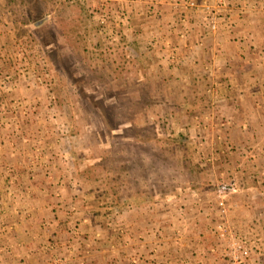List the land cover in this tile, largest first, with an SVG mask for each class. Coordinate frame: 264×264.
<instances>
[{
	"label": "rangeland",
	"instance_id": "374dc122",
	"mask_svg": "<svg viewBox=\"0 0 264 264\" xmlns=\"http://www.w3.org/2000/svg\"><path fill=\"white\" fill-rule=\"evenodd\" d=\"M96 1L100 5V0L36 1L39 17L49 7L48 17L56 15L61 19L59 41H51L47 47L29 24H24L28 12L23 0H3L10 10H0V14L14 22L16 42H11L5 55L4 62L9 63L6 70L0 68V195L10 201L9 205L0 202V264H26L24 254L29 258L45 256L43 251L37 252L42 237L39 224L43 225L44 219L38 223L40 209L36 204L45 205L48 196L67 214L66 206L73 211L78 206L79 210L121 213L108 205L106 197L130 188L126 180L132 175L128 176L126 165L134 163L133 148L145 147L150 154L161 152L156 136L165 138L158 120L166 111L172 114L170 132L182 134L184 139L178 137L184 146H170L171 152L162 142L166 158L162 154L160 164L165 161L171 172L165 170L167 176L156 180H169L172 173L183 182L190 179L187 169L198 167L202 172L199 178L206 181L207 188L187 187L183 197L194 198L208 215L196 224L188 220L173 228L170 223L173 229L168 232L172 230L174 234L164 236V245L175 242L186 248L178 257L180 264H264V168L254 164L256 148L244 154L227 142L228 138H222L220 147H216L217 143L207 139L206 128L210 130L212 123L196 122V118L182 123L175 107L170 102L163 103L168 98L190 100L196 88L209 104L219 99V90L223 91L224 86L214 81L210 83L212 92L206 91L204 69L197 71L178 59L182 55L181 43L187 40L190 30L196 28L207 35L216 32L221 22L227 23L230 0H194L198 4L195 9L184 0H123L117 6L112 5L114 0H107L102 1L101 8L94 5ZM241 1L238 0V11ZM82 2L89 9L86 17L82 15ZM204 3L213 8L211 13H203ZM165 9L166 16L160 21L159 15ZM208 15L220 20L215 30L208 25ZM194 17L200 25L191 27ZM64 32L71 36L66 37ZM19 34L27 37L19 38ZM192 44L188 43L189 50ZM192 70L197 74L198 86L189 80ZM206 109L207 106L200 112ZM117 135L126 136L123 145L114 140ZM137 139L148 144L142 145ZM148 152L140 157L154 160ZM178 165L184 171H175ZM140 173L135 172V182L148 192L154 184H148ZM225 183L233 189L223 193L218 185ZM54 184L51 194L48 186ZM218 196L226 201L224 211L216 203ZM178 202L177 198L165 197L136 207V217L140 222L145 219L144 232L147 227L154 230L160 226L158 206L165 204L173 210ZM223 221L227 234L220 236ZM71 225L78 226L76 222ZM184 236L191 241L187 243ZM240 236L246 237L249 254H239V259L234 260ZM135 254L138 253L130 256ZM130 258L133 264L142 260L141 256Z\"/></svg>",
	"mask_w": 264,
	"mask_h": 264
},
{
	"label": "crops",
	"instance_id": "0c3cea01",
	"mask_svg": "<svg viewBox=\"0 0 264 264\" xmlns=\"http://www.w3.org/2000/svg\"><path fill=\"white\" fill-rule=\"evenodd\" d=\"M102 1L107 0H100V5L96 1L97 4L94 3V5L101 8L104 6ZM114 1L112 5L117 6L122 4L123 0ZM238 3V0H230L231 12L226 15L228 21L227 23L221 22L216 32L204 35L199 32V29L190 30L187 40L181 43L182 55L178 61L193 66L197 71L200 70V67L204 69L205 75H207L206 91L212 92L210 83H214V81L224 86L223 91L219 90V99L212 100L210 104L208 102L205 113H199L195 117L196 122L204 121L214 124V126L210 125V130L206 129L208 142H215L218 144L216 147H220V140L228 138L227 142L237 147V150L241 149L244 154H249L247 149H251L252 152V148H256L254 164L263 169L264 0H242L240 12L237 7ZM6 4L2 0L0 10L9 13L8 6L10 5ZM132 8L137 10L136 6L132 5ZM164 13H167V9L159 15L160 21L164 20L163 17L166 16ZM2 18L3 20H0V46H2L0 68L6 70L9 63L8 61L4 62L5 55L16 42L14 39L15 24L10 18ZM191 22H193L190 24L191 27L200 25L195 17L191 19ZM19 35V38L27 37V35ZM201 35L203 36L201 37ZM188 43H193L190 50ZM193 73L197 75L194 71ZM220 122L225 125L222 126ZM217 135L221 137L218 138ZM247 163L250 164V162ZM50 167L56 168L53 165ZM64 179L65 182L66 178ZM41 186L44 187V185ZM55 186V184L48 186L49 193L54 192ZM53 199L48 196L45 205L36 204L40 209L38 223L44 219V224H39L38 233L42 237L39 240L37 252L42 253L43 251L45 256L29 258L28 254H24L26 255L24 261L26 264L38 262L43 264H133V258L130 257L136 256H141L142 259L138 264H180L178 257L184 253L186 248L182 245L178 246L175 242L164 245V236L174 234V231L169 230L168 232V229L178 227L179 223V225H183L184 222L191 220L196 224L197 221H204L208 215L203 208L195 203L194 198L189 200L190 198L184 196L178 199V206L173 210H168L165 204L158 206L157 218H159L160 226L154 230L147 227L144 232L145 219L140 222V219L136 217V207L118 213L116 210L108 212L99 208V210L95 208L79 210L78 206L77 210L73 211L72 208L66 206L65 208L69 210L67 214L62 205L58 206L52 203ZM0 202L3 205H9L10 201L6 195L1 194ZM65 202L71 204L67 198ZM163 203L166 202L163 201ZM166 211L173 212L168 214ZM107 220H111V223ZM61 222L64 223L57 228V223ZM73 222H76L78 226H72ZM170 223L174 224L173 228L169 225ZM210 226H206V230L210 231ZM186 231L191 235L189 230ZM48 239L54 244L50 246ZM186 239L187 243L191 241L188 237H185V241ZM134 252L138 254L130 256ZM43 257L47 258L39 259Z\"/></svg>",
	"mask_w": 264,
	"mask_h": 264
},
{
	"label": "trees",
	"instance_id": "16d2710c",
	"mask_svg": "<svg viewBox=\"0 0 264 264\" xmlns=\"http://www.w3.org/2000/svg\"><path fill=\"white\" fill-rule=\"evenodd\" d=\"M38 2V0H23V7L25 8L26 12H28V14L26 13L27 19L24 20V24L28 23L30 25V27L35 31V33L37 34V36L39 38H41L44 42L45 45H47V47H49V43L52 41L54 42H58L59 40L57 39V33L58 30L60 28L59 26V21L61 22V19H56V15L53 18L48 17L49 15V7L46 8L47 11L43 10L42 11V15L39 17V14L36 13V6H35V2ZM43 6L46 7L45 4H42ZM82 15L86 17V15H90L89 9H85L86 8V4L84 2H82ZM52 9V7L50 8ZM85 9V11H84ZM41 11V9H39ZM53 10H55L53 8ZM54 13V12H53ZM56 13V12H55ZM27 32V31H26ZM66 33V37L71 36L69 33ZM79 73V72H78ZM189 80L192 82L193 85H199V83L197 84L198 78L197 76L189 71ZM195 92H193V95L191 97L190 100H185L184 98H168V100H164V104L168 105L167 103L170 102V104H172V106L175 107L176 111H177V118L179 116V120L184 123L187 122L189 120L194 119L199 113H201L200 111L208 106V101L206 102L205 97H203L202 94H200V89L196 88L195 90H193ZM175 111V113H176ZM171 120H172V114H170L168 111H166V113H164L162 115V117H159V127L160 129L164 132V137L165 138H161L159 136H156V139L158 142H160V145L162 147L161 152L160 153H149L147 151V149L145 147H141V149H135L133 148V153L132 156L134 155L135 157H133L134 163H130L126 165V172L128 174V176L132 175L130 177V179L126 180V183L128 184L127 186H130V188H122L121 191H118L117 193L115 192L112 196H109V198L106 197V199L108 200L107 203L110 206L116 207L119 211H124V210H129L135 207L140 206L141 204H143L145 201H161L164 200L165 197H173V198H177L180 199L181 197H183L184 195V190L185 188H190L191 190H197L198 187L201 188H207V184L205 180H201L199 177L200 175H202V172L200 171V169L198 167H192L191 169H187L186 175H189L190 179H186L183 182H180L179 178H174V176L171 175L169 176V180L163 178V181L161 182L159 179H161V177H166V172L165 170H168V166H166L163 162L160 164L159 159H161V155L163 154L165 157V150L164 147L162 146L163 143H166L167 146H169L168 148L171 150L172 149L170 146H184L183 140L181 138H183L182 134H172L170 132V129L172 128L170 126L171 124ZM105 125H108L105 122ZM169 131V134H168ZM181 138H179V137ZM117 143H120L121 145H123L124 143L122 141L125 142L126 136H121L120 138L117 136H115ZM184 139V138H183ZM140 140V139H139ZM138 139L136 140V142H140ZM120 141V142H119ZM130 141V140H129ZM122 142V143H121ZM140 144L142 145H147L148 143H146V141H141ZM119 145V146H121ZM129 146V145H128ZM147 147V146H146ZM117 150H119V147L117 148ZM153 155L151 156V158H153L154 160H151L153 162L149 161H145L144 158L145 156H143L142 158L140 157L141 155ZM168 153V151L166 152ZM166 158V157H165ZM156 160V161H155ZM156 167V168H155ZM151 168H155L153 170H151ZM175 171H184L179 170V165L177 166V169ZM136 173H140L142 174V177L144 179H147V183L151 185L154 184L151 187L154 188H150L149 191L147 192L146 190H141L138 188V182H135V177H133ZM162 172V174H161ZM171 172V171H169ZM192 177V179H191ZM137 178V177H136ZM157 178H159L158 180H156ZM162 180V179H161ZM201 182V183H200ZM158 187V189H157ZM177 187L180 188V190H177ZM157 189V190H154ZM176 189V190H175ZM169 192V193H168ZM168 193V194H165ZM152 194V195H151ZM158 194V195H157ZM60 222V221H59ZM64 223V222H63ZM61 223H57V228H59V226Z\"/></svg>",
	"mask_w": 264,
	"mask_h": 264
},
{
	"label": "built area",
	"instance_id": "2783aa9c",
	"mask_svg": "<svg viewBox=\"0 0 264 264\" xmlns=\"http://www.w3.org/2000/svg\"><path fill=\"white\" fill-rule=\"evenodd\" d=\"M183 2L187 3V6H189V8L191 9H195L198 7V4L194 1V0H184ZM201 7H202V11L204 14H209L211 13L212 11V7H210V5L208 4H201ZM207 22H208V25L210 27V29L212 30H215L217 27H218V24L220 23V20L216 17V16H213V15H208V18H207ZM207 129V128H206ZM231 183V182H229ZM220 184L218 185L219 187V190L221 192H227L229 190H232L233 187L231 184ZM216 200V203L217 205L222 209V211H224L226 209V201L224 198H222L221 196H218V199H215ZM225 228H226V224L225 222L223 221L222 222V225L219 226V235L220 236H225V234H227V232H225ZM239 242H236L238 243L236 246H237V255L235 256L234 260H237L239 259V254L243 257H247V255L249 254V246L247 245V240H246V237H242L240 236V238L238 239ZM236 250V248H235ZM239 261V260H238Z\"/></svg>",
	"mask_w": 264,
	"mask_h": 264
}]
</instances>
